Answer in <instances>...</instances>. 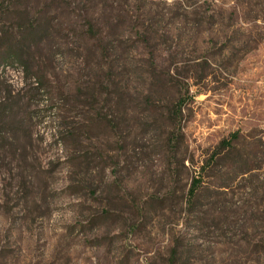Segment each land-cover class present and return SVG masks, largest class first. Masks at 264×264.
Listing matches in <instances>:
<instances>
[{
	"label": "rangeland",
	"instance_id": "obj_1",
	"mask_svg": "<svg viewBox=\"0 0 264 264\" xmlns=\"http://www.w3.org/2000/svg\"><path fill=\"white\" fill-rule=\"evenodd\" d=\"M0 264H264V0H0Z\"/></svg>",
	"mask_w": 264,
	"mask_h": 264
},
{
	"label": "trees",
	"instance_id": "obj_2",
	"mask_svg": "<svg viewBox=\"0 0 264 264\" xmlns=\"http://www.w3.org/2000/svg\"><path fill=\"white\" fill-rule=\"evenodd\" d=\"M7 56L9 57V58H11L13 61H18V59H20V55L19 54H17V53H7ZM178 105H176L175 106V109H176V111H178V114L181 112V108H182V106H181V100H179L178 101ZM174 116H176V115H174ZM177 119V118H176ZM170 141H171V143L173 142L171 139H170ZM174 143V142H173ZM198 185H199V180H198V178H195L194 180H193V183H192V186L190 187V189H189V195L191 196V197H194V192H195V189L198 187Z\"/></svg>",
	"mask_w": 264,
	"mask_h": 264
}]
</instances>
